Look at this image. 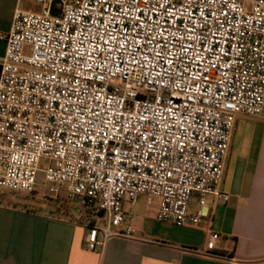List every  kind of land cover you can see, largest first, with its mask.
<instances>
[{
    "label": "built area",
    "instance_id": "obj_1",
    "mask_svg": "<svg viewBox=\"0 0 264 264\" xmlns=\"http://www.w3.org/2000/svg\"><path fill=\"white\" fill-rule=\"evenodd\" d=\"M33 1L0 33V188L76 206L91 250L136 237L142 195L160 221H210L237 116L264 115V0Z\"/></svg>",
    "mask_w": 264,
    "mask_h": 264
},
{
    "label": "crops",
    "instance_id": "obj_2",
    "mask_svg": "<svg viewBox=\"0 0 264 264\" xmlns=\"http://www.w3.org/2000/svg\"><path fill=\"white\" fill-rule=\"evenodd\" d=\"M20 0H0V33L10 30ZM6 42L0 39V57ZM227 201L207 199L212 219L177 226L156 218L155 206L126 211L136 237L114 236L94 250L80 218L43 205L23 207L0 192V264H264V115H238L224 170ZM199 207L194 210H198ZM220 234L211 253L209 230Z\"/></svg>",
    "mask_w": 264,
    "mask_h": 264
},
{
    "label": "rangeland",
    "instance_id": "obj_3",
    "mask_svg": "<svg viewBox=\"0 0 264 264\" xmlns=\"http://www.w3.org/2000/svg\"><path fill=\"white\" fill-rule=\"evenodd\" d=\"M19 7L22 9H31L38 10L40 8V3L35 2L33 0H21ZM29 53L28 50H26ZM42 163L45 161L42 159ZM0 192H4L6 199L10 203H15L17 205H21L23 207H28V205H43L45 207H50L55 209V204L51 203V199H55L57 196L50 193L46 189L38 190L34 193H17L8 189L0 188ZM145 196H139L135 201L137 204H144ZM58 204L60 205L58 209H56V213L61 214L63 216H70L75 218H80V210L74 206L69 204L66 200L62 198H58ZM198 206L197 195L193 194L190 200V210L194 211ZM130 207V203H125V208L128 209Z\"/></svg>",
    "mask_w": 264,
    "mask_h": 264
},
{
    "label": "water",
    "instance_id": "obj_4",
    "mask_svg": "<svg viewBox=\"0 0 264 264\" xmlns=\"http://www.w3.org/2000/svg\"><path fill=\"white\" fill-rule=\"evenodd\" d=\"M59 2H60V0H54L53 1V3H52V11L53 12H56L55 4L59 3ZM0 73H1V65H0Z\"/></svg>",
    "mask_w": 264,
    "mask_h": 264
}]
</instances>
